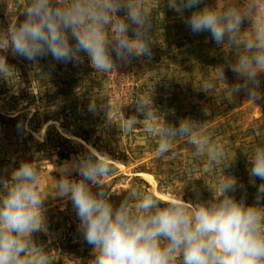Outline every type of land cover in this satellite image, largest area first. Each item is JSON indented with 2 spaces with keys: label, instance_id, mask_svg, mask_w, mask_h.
Masks as SVG:
<instances>
[{
  "label": "clouds",
  "instance_id": "9594fccd",
  "mask_svg": "<svg viewBox=\"0 0 264 264\" xmlns=\"http://www.w3.org/2000/svg\"><path fill=\"white\" fill-rule=\"evenodd\" d=\"M201 4L203 0L168 2L182 15L195 9L184 20L193 34L209 32L218 46L235 50L217 66L219 77L225 80L228 68L238 79L235 93L244 91L253 101L264 98V0H233L219 10ZM20 15L22 22L0 29V53L10 51L32 62L50 55L56 62L79 65L84 53L95 71L108 72L134 58L150 59L156 42L146 0H28ZM245 21L250 27L242 30ZM6 66L0 54V74ZM130 106L135 115L125 118L124 130L131 131L143 119L146 131L158 137L157 157L170 153L179 137L210 166L223 163L224 146L196 120L167 122L153 97L136 98ZM95 108L90 105V111ZM86 147L60 167L55 192L71 202L94 264H264V147L257 146L248 160L250 183L257 188L252 204L246 202L245 186L225 174L233 160L215 185H206L210 199H202L193 184L194 201H161L133 188L118 205L104 181L113 171L110 156ZM40 180L37 166L28 160L11 171L10 179L0 176L6 189L0 194V264H50L46 247L33 239V233L47 231ZM238 189H245L239 200L230 194Z\"/></svg>",
  "mask_w": 264,
  "mask_h": 264
},
{
  "label": "rangeland",
  "instance_id": "374dc122",
  "mask_svg": "<svg viewBox=\"0 0 264 264\" xmlns=\"http://www.w3.org/2000/svg\"><path fill=\"white\" fill-rule=\"evenodd\" d=\"M168 2L146 0L156 41L151 58H134L130 64H117L116 70L95 71L84 53L79 65L56 62L50 55L32 62L10 51L0 53L9 65L0 74V176L10 179L22 160L37 166L39 190L46 197L47 231L33 233V239L46 247L50 264H94L92 247L77 230L79 220L71 202L55 192L60 167L85 153L86 146L110 156L113 171L104 181L116 205L133 188L161 201L173 197L194 201L193 184L202 199H210L206 185H215L233 160L225 174L245 186L248 204L255 200L257 188L250 183L248 160L257 146L264 147V98L253 101L244 91L235 93L236 75L226 68L224 80L217 71L235 50L218 46L209 32L193 34L184 20L195 9L182 15ZM232 2L203 0L200 7L219 10ZM27 6L28 0H0V29L22 22L20 9ZM248 27L245 21L242 30ZM261 82L264 92V74ZM140 97H153L167 122L196 120L224 146L223 163L210 166L179 137L170 153L157 157L158 137L146 131L143 119L131 131L124 130L125 118L135 115L130 105ZM245 189L230 194L239 200ZM5 190L0 185V194Z\"/></svg>",
  "mask_w": 264,
  "mask_h": 264
}]
</instances>
